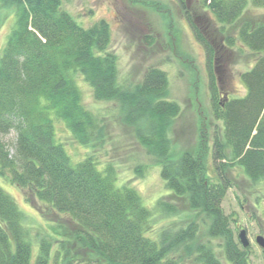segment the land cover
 Instances as JSON below:
<instances>
[{
    "label": "trees",
    "instance_id": "trees-1",
    "mask_svg": "<svg viewBox=\"0 0 264 264\" xmlns=\"http://www.w3.org/2000/svg\"><path fill=\"white\" fill-rule=\"evenodd\" d=\"M178 1L185 9L184 0ZM62 2L0 0L15 15L0 54V176L30 195L32 202L66 214L73 222L71 235L82 248L84 261L60 247L56 252L61 264H252L249 248L234 237L231 214L225 213L222 201L232 185L227 173L233 167L264 186V20L241 21L236 34H229L223 44L233 47L239 41L254 55L251 67L239 75L246 93L222 104L210 70L212 114L221 126L211 146L201 128L196 152L171 161L168 130L179 106L164 99L166 74L150 67L134 89L123 90L117 58L107 51L108 23L102 20L85 28ZM201 4L223 31L241 19L248 5L264 7V0ZM199 38L210 58L212 46ZM75 74L90 86L95 100H118L137 118L149 119L152 128L138 135L141 144L158 157L161 178L172 194L186 198L190 208L208 217L207 235L222 239L223 261L209 243L194 242L198 234L194 223L175 232L147 235L150 212L136 190L116 186L115 174L109 167L100 168L93 155L72 162L56 142L54 117L81 145L90 149L97 145L92 135L95 118L82 102ZM128 114L131 121L134 115ZM10 131L16 134L12 152L2 139ZM23 219L16 202L0 187V264H48L50 241L41 239L33 255ZM261 253L264 261V249Z\"/></svg>",
    "mask_w": 264,
    "mask_h": 264
},
{
    "label": "rangeland",
    "instance_id": "rangeland-1",
    "mask_svg": "<svg viewBox=\"0 0 264 264\" xmlns=\"http://www.w3.org/2000/svg\"><path fill=\"white\" fill-rule=\"evenodd\" d=\"M183 4L185 9L178 0L62 2V8L85 28L102 20L108 23L111 39L107 51L117 58L118 82L123 90L134 89L150 67H156L166 74L168 85L164 99L179 106V113L170 120L168 130L171 161L178 160L186 152H196L201 128L207 134V144L211 146L216 129L221 126V122L215 120L212 114L210 70L213 72L214 67L222 70L218 82L222 87V90L218 89L222 104L227 99L242 97L246 93L239 75L251 67L254 55L245 47H240L239 41L233 47L223 44L229 34H236V26L241 21L264 20V7L248 5L241 19L222 31L221 25L217 24L201 0H184ZM14 24V9L0 3V54ZM199 35L212 46L213 59L208 57ZM74 78L84 106L94 115L92 135L95 138L94 146L97 145L92 149L81 145L65 123L54 117L55 140L64 146L72 162L93 155L100 168L109 167V171L115 174L116 186L133 187L150 212L147 235L175 232L194 223L198 227L194 242L209 243L215 255L223 261L222 239L207 235L210 224L208 217L190 208L186 198L172 194L161 178L158 157L148 153L141 144L138 135L149 133L152 128L149 119L137 118L136 113H131V109L118 100H95L83 78L79 74H75ZM128 113L134 115L131 121L127 119ZM15 137L14 131L2 135L10 152L13 151ZM225 153L229 155L227 149ZM227 174L232 185L227 190L222 207L226 214H231L230 226L234 237L239 241V231L245 230L252 264H264L262 249L255 242L256 236L264 237L263 183L251 182L237 166ZM0 187L23 213V223L30 232L34 246L33 255L37 252L39 241L47 239L52 245L48 264L62 263L56 252L61 250L60 247L71 251L77 260L84 261L83 250L71 235L76 227L66 214H58L37 201L32 202L30 195L1 176Z\"/></svg>",
    "mask_w": 264,
    "mask_h": 264
},
{
    "label": "water",
    "instance_id": "water-1",
    "mask_svg": "<svg viewBox=\"0 0 264 264\" xmlns=\"http://www.w3.org/2000/svg\"><path fill=\"white\" fill-rule=\"evenodd\" d=\"M215 63H216V62H215ZM219 72H220V73H219ZM214 73H215V75H216V77H217V81L219 82V74L221 75L222 70L219 69V68L214 67ZM238 238H239V241H240V243H241V245H242L243 247H247V246H248L249 242H248V240H247V238H246L245 230L242 229V230L239 231V233H238ZM255 242H256V243H257L262 249H264V237H263V236H260V235L256 236V238H255Z\"/></svg>",
    "mask_w": 264,
    "mask_h": 264
},
{
    "label": "flooded vegetation",
    "instance_id": "flooded-vegetation-1",
    "mask_svg": "<svg viewBox=\"0 0 264 264\" xmlns=\"http://www.w3.org/2000/svg\"><path fill=\"white\" fill-rule=\"evenodd\" d=\"M220 69V68H219ZM220 73V72H219ZM220 74H219V82H220ZM219 88H220V90H222V87L220 86V84H219ZM224 95V94H223Z\"/></svg>",
    "mask_w": 264,
    "mask_h": 264
}]
</instances>
